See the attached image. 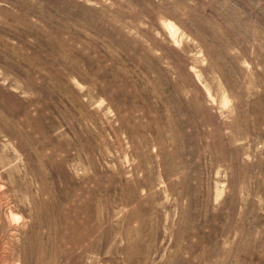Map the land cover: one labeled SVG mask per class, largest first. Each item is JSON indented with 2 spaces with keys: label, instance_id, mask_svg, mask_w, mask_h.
Wrapping results in <instances>:
<instances>
[{
  "label": "rangeland",
  "instance_id": "rangeland-1",
  "mask_svg": "<svg viewBox=\"0 0 264 264\" xmlns=\"http://www.w3.org/2000/svg\"><path fill=\"white\" fill-rule=\"evenodd\" d=\"M0 264H264V0H0Z\"/></svg>",
  "mask_w": 264,
  "mask_h": 264
}]
</instances>
